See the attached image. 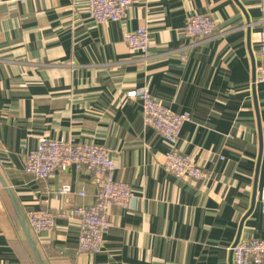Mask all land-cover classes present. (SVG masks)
<instances>
[{
	"label": "crops",
	"instance_id": "1",
	"mask_svg": "<svg viewBox=\"0 0 264 264\" xmlns=\"http://www.w3.org/2000/svg\"><path fill=\"white\" fill-rule=\"evenodd\" d=\"M194 13L217 27L190 46L182 29ZM263 13L264 0H133L124 21L95 24L86 0H0V264H231V245L264 239V87L248 25ZM139 27L151 40L146 60L123 42ZM141 86L189 114L177 148L207 178L164 168L163 137L125 94ZM41 137L106 147L113 178L133 191L127 208L109 207L100 252H79L77 221L58 216L95 202L91 175L24 171ZM38 209L55 215L53 231L29 227Z\"/></svg>",
	"mask_w": 264,
	"mask_h": 264
},
{
	"label": "built area",
	"instance_id": "2",
	"mask_svg": "<svg viewBox=\"0 0 264 264\" xmlns=\"http://www.w3.org/2000/svg\"><path fill=\"white\" fill-rule=\"evenodd\" d=\"M133 0H86L87 18L95 24L124 21ZM258 28L255 40L258 43L259 64L256 68V81L264 87V13L252 23ZM217 22L206 14L194 13L186 19L182 29L190 46L202 43L212 35ZM123 42L142 60L150 58V37L147 29L139 27L123 33ZM180 52V60L187 55ZM127 97L139 99L142 118L148 127L153 128L167 145L164 153V168L178 178L203 180L207 178L204 169L196 164L194 155L181 153L178 148L179 133L189 118L188 113H174L153 98L145 86L134 87L126 93ZM73 167L77 171H87L97 187L96 200L91 205H78L58 216L74 219L78 223L77 248L81 253L94 254L102 249L103 234L110 227L108 209L115 205L127 208L134 194L121 180L113 178L115 169L110 151L101 145L76 141L73 137L38 139L35 149L25 157L24 171L34 179H44L59 171ZM60 194L71 192L69 185L58 190ZM80 195L83 193L80 192ZM260 208L264 213V188L260 193ZM29 227L34 232H48L55 228V215L47 210L38 209L27 213ZM231 264H264V239L244 237L230 246Z\"/></svg>",
	"mask_w": 264,
	"mask_h": 264
}]
</instances>
